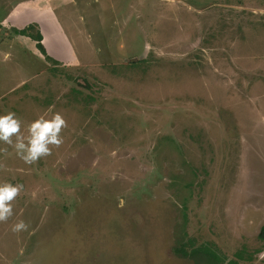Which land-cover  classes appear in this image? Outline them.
<instances>
[{
  "label": "rangeland",
  "instance_id": "1",
  "mask_svg": "<svg viewBox=\"0 0 264 264\" xmlns=\"http://www.w3.org/2000/svg\"><path fill=\"white\" fill-rule=\"evenodd\" d=\"M51 3L73 64L0 33V114L65 121L0 142V264H264V0Z\"/></svg>",
  "mask_w": 264,
  "mask_h": 264
},
{
  "label": "clouds",
  "instance_id": "2",
  "mask_svg": "<svg viewBox=\"0 0 264 264\" xmlns=\"http://www.w3.org/2000/svg\"><path fill=\"white\" fill-rule=\"evenodd\" d=\"M65 121L59 113H53L50 118L39 116L31 121L25 132L21 131V122L14 112L0 114V142L14 148L15 154L25 164H32L51 153L49 145L59 146L62 143L60 135ZM22 185L10 182H0V222L13 215L11 201L18 195ZM28 225L19 220L11 225V231L18 233L28 230Z\"/></svg>",
  "mask_w": 264,
  "mask_h": 264
},
{
  "label": "crops",
  "instance_id": "3",
  "mask_svg": "<svg viewBox=\"0 0 264 264\" xmlns=\"http://www.w3.org/2000/svg\"><path fill=\"white\" fill-rule=\"evenodd\" d=\"M52 1L0 0V33L13 32L17 36L14 41L18 40L25 47L29 45L36 50L38 49L37 42L29 36L17 34L16 30H24L30 25H37L42 35L46 58L56 63L73 64L76 55L72 53L70 43L58 22L57 10L59 8L55 7Z\"/></svg>",
  "mask_w": 264,
  "mask_h": 264
},
{
  "label": "trees",
  "instance_id": "4",
  "mask_svg": "<svg viewBox=\"0 0 264 264\" xmlns=\"http://www.w3.org/2000/svg\"><path fill=\"white\" fill-rule=\"evenodd\" d=\"M16 33L20 34V35H25V36L31 37L33 40H35L37 42L36 46L40 50V52H42L44 55H46V50L42 44V40H43L42 35H41L37 25H30L28 28H26L24 30H16ZM259 237H260V239H262L264 241V227L262 228V231H261ZM192 243H193L192 241L189 242L190 245H192ZM202 252L206 253L208 255V257L211 259L216 258L215 253L208 250L206 247L201 246V247H198V248L192 250L193 255H197V254H200ZM236 256L238 258H240L241 254L238 253V254H236ZM226 264H238V261L237 260H230Z\"/></svg>",
  "mask_w": 264,
  "mask_h": 264
}]
</instances>
